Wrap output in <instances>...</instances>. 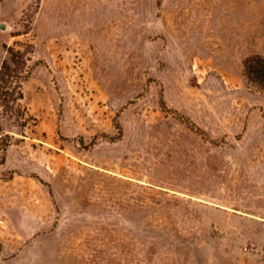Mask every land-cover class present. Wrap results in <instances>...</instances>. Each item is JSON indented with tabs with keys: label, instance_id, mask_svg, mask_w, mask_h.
I'll use <instances>...</instances> for the list:
<instances>
[{
	"label": "rangeland",
	"instance_id": "rangeland-1",
	"mask_svg": "<svg viewBox=\"0 0 264 264\" xmlns=\"http://www.w3.org/2000/svg\"><path fill=\"white\" fill-rule=\"evenodd\" d=\"M0 25V66L31 50L0 264H264V0H0Z\"/></svg>",
	"mask_w": 264,
	"mask_h": 264
},
{
	"label": "trees",
	"instance_id": "trees-1",
	"mask_svg": "<svg viewBox=\"0 0 264 264\" xmlns=\"http://www.w3.org/2000/svg\"><path fill=\"white\" fill-rule=\"evenodd\" d=\"M8 61L0 66V119H16L25 121L26 111L21 106L23 100L22 85L27 80L30 67L28 55L31 50L28 47L26 52H19L7 48ZM243 75L248 85L254 86L264 95V59L260 56H252L243 62ZM3 137H7L3 135ZM8 138V137H7ZM11 146L7 142L3 152Z\"/></svg>",
	"mask_w": 264,
	"mask_h": 264
},
{
	"label": "water",
	"instance_id": "water-1",
	"mask_svg": "<svg viewBox=\"0 0 264 264\" xmlns=\"http://www.w3.org/2000/svg\"><path fill=\"white\" fill-rule=\"evenodd\" d=\"M0 28L2 29L3 28V25H0Z\"/></svg>",
	"mask_w": 264,
	"mask_h": 264
}]
</instances>
